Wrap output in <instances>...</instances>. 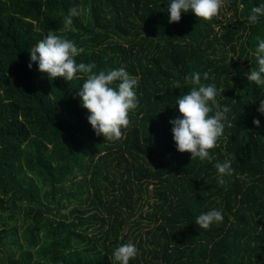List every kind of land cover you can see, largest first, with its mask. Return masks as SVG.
Returning <instances> with one entry per match:
<instances>
[{
  "label": "trees",
  "instance_id": "obj_1",
  "mask_svg": "<svg viewBox=\"0 0 264 264\" xmlns=\"http://www.w3.org/2000/svg\"><path fill=\"white\" fill-rule=\"evenodd\" d=\"M228 1L229 16L170 24L171 0H0V264H114L122 244L137 248L130 264H264V85L245 75L264 39V16H248L264 0ZM73 7L81 14L61 33ZM49 30L83 48L77 63L140 78L121 140L95 135L83 80L28 68ZM197 71L230 108L211 161L179 153L169 124ZM228 153L235 173L220 186L214 165ZM212 209L223 222L200 229Z\"/></svg>",
  "mask_w": 264,
  "mask_h": 264
},
{
  "label": "clouds",
  "instance_id": "obj_2",
  "mask_svg": "<svg viewBox=\"0 0 264 264\" xmlns=\"http://www.w3.org/2000/svg\"><path fill=\"white\" fill-rule=\"evenodd\" d=\"M225 0H171L166 9L171 23H178L182 13H193L196 18L203 21H211L218 17ZM239 9L244 10V4H239ZM81 12L73 7L64 17V27L61 33L70 30L73 18ZM260 16H264V3L258 7H252L248 16L249 24H256ZM29 51L28 68L31 69L35 62L40 73L47 75L49 80L63 78L67 82L83 80L82 86L76 95L80 98V105L89 115L88 123L96 136H102L109 142L119 141L123 138L122 129L129 124V113L138 107V98L135 88L139 85V77L131 76L124 68L109 71L96 69L95 63H77L76 57L84 50L78 47L72 40L49 30ZM258 70H250L245 73L249 82L257 86L264 85V39L259 40L255 51ZM234 74V73H233ZM210 77L208 72L203 73V80ZM184 83L191 85L190 91L179 96L176 102L180 116L169 120L172 139L179 153H190L191 161L197 158L200 161H211L210 150L216 148L220 138L227 142L224 136V121L227 120L228 106H222L217 97L225 89H217L215 84H205L201 81V73L193 72L184 77ZM180 81H173L170 89H180ZM257 111L264 114V99L260 101ZM211 113V115H210ZM253 125L260 127V121L253 119ZM231 126V125H229ZM234 153L226 154L223 162H217L214 167L217 170V183L224 186L225 177H231L235 173L232 167ZM243 178V177H242ZM250 183V180H249ZM71 209L62 210L66 215ZM223 222V215L219 210L212 209L201 213L196 217L195 224L204 230L211 228L213 224ZM137 255V248L133 244H122L112 253L114 264H130V260Z\"/></svg>",
  "mask_w": 264,
  "mask_h": 264
},
{
  "label": "rangeland",
  "instance_id": "obj_3",
  "mask_svg": "<svg viewBox=\"0 0 264 264\" xmlns=\"http://www.w3.org/2000/svg\"><path fill=\"white\" fill-rule=\"evenodd\" d=\"M229 5V1L227 0V2L224 3V6L221 8L220 12H222V14L229 16L232 12L228 9Z\"/></svg>",
  "mask_w": 264,
  "mask_h": 264
}]
</instances>
